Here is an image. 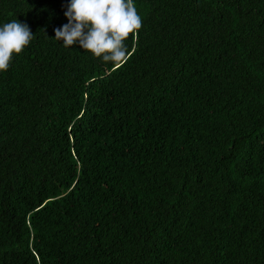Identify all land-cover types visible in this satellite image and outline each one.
Masks as SVG:
<instances>
[{"label":"trees","instance_id":"16d2710c","mask_svg":"<svg viewBox=\"0 0 264 264\" xmlns=\"http://www.w3.org/2000/svg\"><path fill=\"white\" fill-rule=\"evenodd\" d=\"M0 0V264H264V0H134L119 67Z\"/></svg>","mask_w":264,"mask_h":264},{"label":"clouds","instance_id":"9594fccd","mask_svg":"<svg viewBox=\"0 0 264 264\" xmlns=\"http://www.w3.org/2000/svg\"><path fill=\"white\" fill-rule=\"evenodd\" d=\"M67 23L54 29L56 41L66 48L78 44L94 58L119 67L130 56L125 41L142 27L134 0H68ZM27 23L18 20L0 26V71H7L12 58L32 39Z\"/></svg>","mask_w":264,"mask_h":264}]
</instances>
